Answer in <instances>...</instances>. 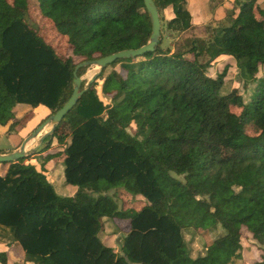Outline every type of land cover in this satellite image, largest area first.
<instances>
[{"label":"trees","instance_id":"trees-1","mask_svg":"<svg viewBox=\"0 0 264 264\" xmlns=\"http://www.w3.org/2000/svg\"><path fill=\"white\" fill-rule=\"evenodd\" d=\"M152 1L160 22L171 14V47L162 48L161 34L154 53L117 60L108 67L118 69L102 78L106 67L66 115L68 142L43 155L39 169L29 158L0 164L8 166L0 176V237L10 240L8 248L18 243L26 262L230 264L241 258L244 229L263 248L252 264H264V74L256 78L264 68V8L234 0L215 25H194L188 0ZM220 2L209 0V10ZM35 5L73 57L62 58L28 26ZM150 34L142 0H0V126L14 130L19 104L46 109L41 124L71 96L76 65L137 49ZM224 57L252 85L247 100L233 97L240 116L229 111L232 94L222 91L227 70L208 74ZM98 80L109 105L98 96ZM60 124L35 154L51 148ZM59 156L66 185L78 188L72 197H59L46 177ZM121 188L141 196L143 206L119 209L107 193ZM101 218L128 223L121 255L98 239ZM217 228L222 234L205 255L191 258L183 231ZM8 260L0 251V264Z\"/></svg>","mask_w":264,"mask_h":264},{"label":"rangeland","instance_id":"rangeland-1","mask_svg":"<svg viewBox=\"0 0 264 264\" xmlns=\"http://www.w3.org/2000/svg\"><path fill=\"white\" fill-rule=\"evenodd\" d=\"M205 0H189L187 4V10L189 9L192 13L199 12L197 8L201 7L200 5H204ZM37 3V0H35ZM238 2H243V0H238ZM200 3V4H199ZM258 4L261 5L262 8H264V0H258ZM225 6V7H224ZM237 4L234 3V0H221V2L217 5L216 9L217 12L215 13V17H213L211 20L207 21L204 24H211L215 25L214 22L216 20L222 19L227 11H231L233 7H236ZM197 7V8H196ZM215 9V10H216ZM204 12H207V8L203 6L202 9ZM255 15L257 18H261L258 11H255ZM170 13L163 14V21L161 23V34H162V48H169L171 47L172 43L175 41L177 35L175 33H171L165 29V22L170 18ZM205 21V20H204ZM26 23L29 27L33 29H37L40 36L44 40V42L56 50V52L62 57H73L72 52L67 46V43L65 41V38L58 36L49 20L42 17L40 14L39 8L37 5L32 6L29 8L28 15L26 17ZM264 23V19H263ZM117 70L118 66L112 68L107 67L102 75V78L105 77L107 74H109L112 70ZM223 69H226V76H225V84L222 88V91L226 93H231L232 96L228 99L229 101V111L237 116H240L242 114V110L240 108H237L233 105V97L235 95H241L244 100H247L250 90L252 89V85L248 84L245 85V81L241 79V77L238 74V70L236 69L235 62L230 57H224L223 59H220L216 61L215 66L208 70V74L211 77H215L216 74H219L222 72ZM99 69L95 66H91L88 68H85L83 74L80 76L84 83V88L87 87V82L89 80L88 74L93 72L92 76L98 71ZM264 74V68H261L256 76L257 79H261L262 75ZM91 76V77H92ZM90 77V78H91ZM98 85L96 87V90L98 92V96L100 100L105 104H110V99L108 97H105L101 94V84L102 81H97ZM23 108H27L24 105H18L15 107L14 111L18 112L20 110H23ZM17 112V113H18ZM30 111L27 109L25 110V113H21V117L18 119L16 124V129H19L20 127L24 126L26 120L28 119V115ZM44 114L40 115H34L33 121L28 125L27 131H25L22 135L19 136V140L16 142V144L19 143V141H23L25 135L27 134L28 130L30 131V125L33 122H36L38 124L44 117ZM70 116H66L59 128L57 129L56 135L54 137V142L51 145V148H49L47 151H44L39 154H35L37 157L31 156L28 157L29 163L34 164L38 169L40 168V164L42 162L43 155L51 152H57L60 151V149H63L64 146L62 143L68 142L69 135L71 132V125L69 123ZM38 126V125H37ZM36 126V127H37ZM14 128V129H15ZM50 126H47L42 132L41 135H43L45 132H48L50 130ZM244 130L249 135H254L255 130L251 125L245 124ZM14 131V130H13ZM129 132H133V127ZM17 134V133H16ZM39 135V137L41 136ZM32 140L28 146L27 150L30 151L32 148H34L38 143V138ZM15 141L14 138L6 139V137H2L0 139V146L5 147L9 146L10 142ZM40 147V149H42ZM39 149V150H40ZM63 156L56 157L52 159L47 165H46V177L49 180V183L53 186L56 194L61 197H72L78 190L77 187H73L70 185H66L64 177H63ZM27 162V161H25ZM7 165L0 166V176H3L7 170ZM178 179H182L180 176H176ZM125 190L117 189L112 190L107 193L110 197H112L115 202L117 203L119 209H128V208H134L136 210H139L143 204L144 199L141 196H135L131 193V191L126 190V188H123ZM88 191V190H87ZM88 194L92 197H96V194L88 192ZM128 231V223L124 220H117V219H108V218H101L99 221V230H98V239L107 247L111 248L115 253L118 255H121V241L125 237L126 233ZM222 234V230L220 228H217L213 232H207L204 230L194 231L192 229H187L183 231L184 240L186 241L188 253L189 256L193 259L197 257H201L205 255L206 247L218 236ZM10 242L8 238H1L0 237V250H3L5 248H8L7 244ZM13 246L19 245L18 243H12ZM241 258L240 260H233L230 264H252L253 262L259 260V257L262 254V249L255 241H253L250 237V235L243 229L242 230V237H241Z\"/></svg>","mask_w":264,"mask_h":264},{"label":"water","instance_id":"water-1","mask_svg":"<svg viewBox=\"0 0 264 264\" xmlns=\"http://www.w3.org/2000/svg\"><path fill=\"white\" fill-rule=\"evenodd\" d=\"M146 13L148 15L150 24H151V34L148 42L137 48V49H128L123 50L118 53H114L94 61L82 62L75 66L72 75H73V90L72 94L66 103L57 110L54 114L50 115L46 120L39 124L19 145V147L11 152L0 154V164H11L16 163L19 160L34 156L35 153L43 145L44 139L54 133L55 127L58 126L64 117L75 107L83 93L87 88L81 89L82 78L77 75L78 71L82 68H88L91 66L97 67L99 70L89 78L87 82V87H89L92 82L101 74V72L117 60H129L142 57L145 54L154 53L157 46L160 44L161 37V23L159 12L155 3L152 0H142ZM50 126V130L41 135V132L47 127ZM39 135H41L39 137ZM38 138L37 145L28 151V144Z\"/></svg>","mask_w":264,"mask_h":264},{"label":"crops","instance_id":"crops-1","mask_svg":"<svg viewBox=\"0 0 264 264\" xmlns=\"http://www.w3.org/2000/svg\"><path fill=\"white\" fill-rule=\"evenodd\" d=\"M188 2H189V0H188ZM208 2H209V0H205L204 3H203L204 5H200L201 6L200 8L199 7L198 8L196 7L197 10H199V9H201V10H199V12H196L195 14L192 13L188 9V11H189V13L191 15V18H192V24H194V25H205L204 23H206L207 21H209L213 17H215L214 15L217 12V9L216 10L214 9V11H210L209 8H208ZM203 6H205V8H207V12H204L202 10L203 9ZM26 107L27 108H23V110H20L19 112H18V110L16 112L14 111L16 120H18L21 117V115H20L21 113H25V110L26 109L28 111H30L29 113L33 112V116L28 121L26 120L24 126L20 127L19 129H16L15 128L14 131H12V132H9L8 131V127H2V126H0V139L2 137H6V139H8V140H9V138H14L15 139V141L10 142L9 146H5V147H1L0 146V149L3 150L5 153L11 152V151H13V150H15V149H17L19 147V145L21 144L22 141H19V143L16 144V142L19 140V136L18 135H22L25 131H27V127H29L28 125L34 120L33 119L34 115H37L38 116L40 114H44L43 116H45L46 114H48V111L46 109L42 108V107H37L35 109H31L28 106H26ZM37 125L38 124H36V122H33L30 125V128L32 127L31 130L30 131L28 130V132L25 135V137L34 128H36ZM47 180H48V178H47ZM0 251H7L8 259H9L7 264H35V263L26 262L24 260V251L22 250V248H21L20 245H15L13 248H5V249L0 250Z\"/></svg>","mask_w":264,"mask_h":264},{"label":"bare ground","instance_id":"bare-ground-1","mask_svg":"<svg viewBox=\"0 0 264 264\" xmlns=\"http://www.w3.org/2000/svg\"><path fill=\"white\" fill-rule=\"evenodd\" d=\"M93 72L89 73L88 74V78H90L92 76Z\"/></svg>","mask_w":264,"mask_h":264}]
</instances>
